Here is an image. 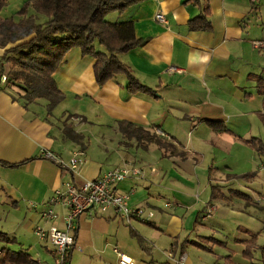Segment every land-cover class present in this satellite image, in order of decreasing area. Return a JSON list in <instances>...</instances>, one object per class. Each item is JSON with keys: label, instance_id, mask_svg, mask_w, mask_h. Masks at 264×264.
I'll list each match as a JSON object with an SVG mask.
<instances>
[{"label": "crops", "instance_id": "crops-1", "mask_svg": "<svg viewBox=\"0 0 264 264\" xmlns=\"http://www.w3.org/2000/svg\"><path fill=\"white\" fill-rule=\"evenodd\" d=\"M6 1L1 18L15 15L27 0ZM206 8L210 26L191 28L190 21ZM157 14L165 23L156 20ZM107 19L132 21L136 37L145 40L118 58L152 92L129 93L125 75L99 86L95 59L79 48L71 49L53 74L65 99L51 115L44 99L25 106L17 87H0V229L17 240L5 247L23 249L20 232L32 236L39 224L64 229V208L54 206V222L42 221L40 213L65 183L81 185L115 167L133 166L143 176L125 179L115 190L130 194V206L151 209L154 217L127 224L111 210L86 211L76 222L69 264L75 253L90 264H119L115 249L133 264H264L258 249L252 259L245 258L242 243L255 235L262 246L264 193L257 189L259 174L233 178L240 174L234 170L237 165L255 161L244 141L264 128L259 119L263 95L257 88L258 77L264 81V0H140ZM173 67L181 71L173 72ZM69 114L76 117L68 119ZM64 121L85 136V150L64 138ZM120 122L171 141L186 157L127 138ZM210 122L220 125L215 128ZM47 153L66 162L80 153L85 162L76 170L62 168ZM22 162L16 168L2 164ZM212 186H218L217 198L208 206ZM234 191L247 195L249 202ZM228 230L234 232L232 238ZM206 237L225 246L203 242ZM37 239L24 249L40 264L47 258L56 264L50 242ZM186 240L210 246L213 253Z\"/></svg>", "mask_w": 264, "mask_h": 264}, {"label": "trees", "instance_id": "trees-1", "mask_svg": "<svg viewBox=\"0 0 264 264\" xmlns=\"http://www.w3.org/2000/svg\"><path fill=\"white\" fill-rule=\"evenodd\" d=\"M139 1L27 0L15 15L7 18L0 17V48L3 49L0 56V73H7V84L19 89L18 99L23 100L25 106L37 99H44L47 102L48 115H51L65 99L64 93L56 85L53 74L65 55L73 48H79L83 55L95 59L94 75L99 86L118 75H125L129 93L152 92L150 88L141 84L118 58V54L143 45L145 40L136 37L132 21L111 22L107 19L109 14L122 13ZM6 5V0H0V11ZM206 13L207 8L201 15L192 19L189 23L191 28L207 29L210 25L206 19ZM42 16L45 17L42 18L45 19L44 21H41ZM6 65L9 67L8 71L5 69ZM257 86L259 94L263 95L264 107V81L260 77L257 79ZM73 117L76 115H68V119ZM259 119L264 126V109L259 113ZM209 124L217 128L220 122ZM62 125L64 138L78 144L81 150H85L88 146L85 136L76 132L72 123L64 121ZM119 128L127 138H135L141 144L155 143L165 154H179L181 157H186V153L179 151L171 141L140 126L120 122ZM244 142L255 149L259 156L264 157L262 140L251 137ZM24 163L2 164L16 168ZM253 176L254 173H247L240 178ZM217 190L218 186L211 187L208 206L217 198ZM233 193L236 197L249 202L247 195L238 191ZM0 242L6 245L17 244L15 237L3 231H0ZM185 242L213 253L212 247L201 242L194 240ZM203 242L225 246L224 242L213 237H206ZM242 243L245 258L252 259L253 251L257 249L261 250L264 257V246L257 245L255 235ZM70 258L71 251L62 264H69ZM0 264H40V262L29 253L28 249L13 250L3 247L0 250Z\"/></svg>", "mask_w": 264, "mask_h": 264}, {"label": "built area", "instance_id": "built-area-1", "mask_svg": "<svg viewBox=\"0 0 264 264\" xmlns=\"http://www.w3.org/2000/svg\"><path fill=\"white\" fill-rule=\"evenodd\" d=\"M257 1L250 0L253 4ZM156 20L165 23L162 14H157ZM171 70L173 72L181 71L175 67ZM6 83L7 73H0V87ZM161 135L163 134L161 133ZM46 156L60 167L71 170L78 169L85 162L84 156L80 153H74L73 157L67 162L51 153H47ZM142 176L143 171L137 167L120 166L107 170L101 173L98 178L87 180L81 185L67 182L63 185V188L55 191L53 197L49 200V206L40 213V219L44 222H54L58 217L54 206L59 205L66 210L64 229L58 228L54 223L48 228L39 224L35 227L34 232L41 240L47 239L53 246L56 264H62L75 246L76 222L83 213L90 209H97L102 213L111 210L127 224H130L134 219L145 223L154 217L155 213L151 209L130 206V194L119 193L115 190L116 185L121 181ZM165 206L168 207L170 204L167 203ZM115 251L119 255V264H133L124 254L117 249Z\"/></svg>", "mask_w": 264, "mask_h": 264}, {"label": "rangeland", "instance_id": "rangeland-1", "mask_svg": "<svg viewBox=\"0 0 264 264\" xmlns=\"http://www.w3.org/2000/svg\"><path fill=\"white\" fill-rule=\"evenodd\" d=\"M19 11V10H18ZM17 11V12H18ZM14 14V13H13ZM41 18H45V17H41ZM5 69H6V71H8L9 70V67H8V65H6L5 66ZM261 131H259V129L257 128V130L255 131V133H254V137H256V138H259L260 140H262V142H263V144H264V128H262L261 127ZM251 147H249V149H250ZM251 149H253V148H251ZM253 154H255V156L256 157H254V159H255V161H254V163H252L251 165H247L246 167H241V165H237L236 167H235V171H237L238 173H240L239 175H234V177L233 178H239V179H243V178H240L242 175H245V174H247V173H254V176H258V174H259V180H258V183H259V186L257 187V189L261 192V193H264V168H262V164H263V167H264V157H262V156H259V154L256 152V150L255 149H253V152H252ZM259 156V157H258ZM260 158V159H259ZM230 159H228L227 158V161L228 162H231V161H229ZM222 162H224V161H222ZM220 163V162H219ZM217 166V165H216ZM245 168V169H244ZM250 171V172H249ZM244 172V173H243ZM247 172V173H246ZM235 185H237V184H235ZM238 190H240V189H238ZM0 231H1V229H0ZM3 231H4V229H3ZM17 232V231H16ZM23 234L24 233H21L20 232V235H22V237H24L25 238V242L27 243H25V244H23V247L24 248H28V244H29V242L30 243H34L35 241H38V237L35 235V234H33L32 236H30V235H27V234H25V236H23ZM228 234H229V236H230V238H232L233 236H234V232L233 231H229L228 230ZM19 235V236H20ZM37 237V238H36ZM21 242V241H20ZM23 242V241H22ZM21 242V243H22ZM18 244H19V241H18ZM259 244H261L262 246H264V234L263 235H261V237H260V239H259ZM0 246H6V244H1L0 243ZM20 247V246H19ZM23 248V249H24ZM257 255H259L260 256V252H258L257 253ZM80 256V257H79ZM82 256V257H81ZM33 257L35 258L36 256L33 254ZM258 257V256H257ZM35 259H37V258H35ZM44 260H46L47 262H45L44 263ZM43 260V264H54L53 263V261H52V259L50 258H47V259H44ZM87 261V263H85V264H90V261L89 260H87V258L83 255V254H80V253H78V254H74V259H73V262H72V264H81V263H79V262H81V261ZM254 262H256V261H254Z\"/></svg>", "mask_w": 264, "mask_h": 264}]
</instances>
